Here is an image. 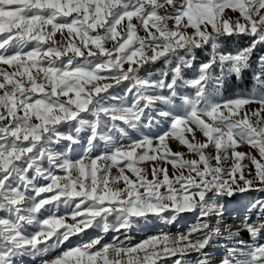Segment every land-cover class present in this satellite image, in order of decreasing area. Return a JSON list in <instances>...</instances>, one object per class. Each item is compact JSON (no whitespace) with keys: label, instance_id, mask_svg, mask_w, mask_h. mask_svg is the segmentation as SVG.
Here are the masks:
<instances>
[{"label":"snow or ice","instance_id":"1","mask_svg":"<svg viewBox=\"0 0 264 264\" xmlns=\"http://www.w3.org/2000/svg\"><path fill=\"white\" fill-rule=\"evenodd\" d=\"M225 36L249 42L224 52ZM157 63V78L140 74ZM249 72L250 94L217 98L225 77ZM153 124L167 125L155 145L139 135ZM250 191L264 193V0H0V264L45 257L88 227L128 239L136 218L193 211L175 237L96 236L40 264H213L219 240L218 264H264V199L235 230L223 219L224 198Z\"/></svg>","mask_w":264,"mask_h":264},{"label":"rangeland","instance_id":"2","mask_svg":"<svg viewBox=\"0 0 264 264\" xmlns=\"http://www.w3.org/2000/svg\"><path fill=\"white\" fill-rule=\"evenodd\" d=\"M234 15V14H233ZM143 35V32L140 33ZM57 39H59V35L57 36ZM221 51L224 52H235L237 49L246 47L248 45V38H237V37H231V36H225L221 38ZM108 46H111L110 44ZM259 52L257 53V55ZM207 59V55L205 51L203 50H197V59L196 64H199ZM127 67V65H125ZM161 69V64H150L146 65L145 68L141 69L140 74L142 76H148L149 73H151V78L155 79L159 75V70ZM193 72L192 70H186L185 72V79L192 78ZM235 77H225L222 83V86L218 92V99L224 100V99H234L237 96H244L248 95L252 91V76L251 72L245 74V76L242 79H237V81H242L248 78L251 82L250 89L245 94H236L235 97H232V95L227 94L226 87L227 85H230L232 80ZM236 79V78H235ZM247 80V79H246ZM128 82H124L120 88H124L127 85ZM110 91H116L118 94L123 95L122 91L120 89L110 90ZM131 97H129L125 103L131 104ZM256 105H249L248 109L255 108ZM167 130L166 124H153L151 127H146L143 129L142 133H140V136H147L149 138H152L154 141V145L157 143L155 138L159 135L163 134ZM86 139V134H82ZM135 135V134H134ZM197 138L200 140H203V137L197 133ZM167 147L171 149L173 152H184L187 154V148L179 143L178 140L175 138L166 140ZM84 144L76 145L74 146L72 152L70 153L71 157L73 159L79 158L81 154L84 152ZM239 151L248 152L250 149L247 145H242L239 149ZM102 151H104L103 144L95 149L91 155L96 156L99 155ZM163 151V149H161ZM210 151H214L211 150ZM253 154H256L253 152ZM190 158V157H186ZM87 162V161H86ZM247 163V161H245ZM45 168H48L49 166L45 162L43 165ZM169 169V173L171 175L172 169L171 165H164ZM112 174L116 175L117 170L115 168L112 169ZM130 177L132 176L131 173H127ZM134 179V177H132ZM149 179H151V176H149ZM39 184H46L48 181L45 180H38ZM122 186V185H121ZM44 196L51 195V193H44L42 194ZM256 199H264V193L257 192V191H250L247 193H244L243 195H236L232 198H224V223L232 225L233 230H235L238 226H240L241 221L244 216L248 215L247 212V206L250 205L253 201ZM46 207H51V205H48ZM74 209L69 206L65 207L64 205H61L59 210L55 212L56 216H62L65 217V223L72 224V218L71 213ZM43 211V210H42ZM45 216H48L49 213H44ZM163 216H170L171 212H165L162 213ZM77 219H80L79 217ZM137 222L132 226L130 230L127 231V237L126 239L125 235H120L118 233H114L109 231L108 233L102 232L100 228L97 227H88L85 228L84 231L70 236L69 240L65 242L64 245H62L60 248H57L53 251H50L47 256L45 257H36L32 258L29 256H24L17 258L16 264H40L41 259H51L54 258L56 255L62 253V251L77 247L78 245L85 243L89 241L90 239L95 238L96 236H102L103 240L105 242H111L113 236L120 235V239L125 241L128 245H137L141 243L144 240H147L152 237H163V235L168 234L170 237H175L177 234L186 233L191 227H193L197 223V213L195 211L193 212H183L176 215V218L172 221L160 219L159 217L149 214V216L145 218H136ZM113 217L109 216L108 221L112 222ZM58 231H63V229H59ZM54 239V238H53ZM239 239L249 241L250 237L247 232L241 231L239 235ZM51 243V241H48ZM228 243L225 240H219L217 242V245L211 248V259L213 261V264H218L219 260L225 255V249L224 247H221L219 245H223ZM175 259L174 257L171 259H165L161 260L159 264H171V260ZM187 259H190L192 261V264H196V258L195 256L187 257Z\"/></svg>","mask_w":264,"mask_h":264},{"label":"trees","instance_id":"3","mask_svg":"<svg viewBox=\"0 0 264 264\" xmlns=\"http://www.w3.org/2000/svg\"><path fill=\"white\" fill-rule=\"evenodd\" d=\"M247 79V80H246ZM242 81H237V79H233L230 85H227L226 92L232 97H235L236 94H245L251 87V82L248 78Z\"/></svg>","mask_w":264,"mask_h":264}]
</instances>
